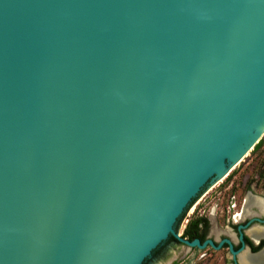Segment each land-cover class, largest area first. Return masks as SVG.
<instances>
[{
	"label": "water",
	"instance_id": "95a60500",
	"mask_svg": "<svg viewBox=\"0 0 264 264\" xmlns=\"http://www.w3.org/2000/svg\"><path fill=\"white\" fill-rule=\"evenodd\" d=\"M263 132L264 0H0V264L218 248L175 224Z\"/></svg>",
	"mask_w": 264,
	"mask_h": 264
},
{
	"label": "rangeland",
	"instance_id": "374dc122",
	"mask_svg": "<svg viewBox=\"0 0 264 264\" xmlns=\"http://www.w3.org/2000/svg\"><path fill=\"white\" fill-rule=\"evenodd\" d=\"M262 146L253 151L240 162L230 174L220 182L207 185L201 195L203 198L193 203L189 213L181 219L177 231L182 232L186 222L184 219L200 214L207 215L210 219V232L217 238L219 233L225 232L230 215L234 214L237 208L233 203L243 205L248 196V190L253 181H259L264 186V135ZM230 175V176H229ZM246 183V186H245ZM209 186V187H208ZM202 190V192H203ZM260 188L254 192L258 197L262 195ZM233 196H235L233 198ZM230 210V212H229ZM189 214V215H188ZM187 247L169 246L167 249L158 252L147 264H224V251H211L208 249L199 251H188ZM205 255L201 257L202 255ZM175 261L174 263H172Z\"/></svg>",
	"mask_w": 264,
	"mask_h": 264
},
{
	"label": "flooded vegetation",
	"instance_id": "af4514ba",
	"mask_svg": "<svg viewBox=\"0 0 264 264\" xmlns=\"http://www.w3.org/2000/svg\"><path fill=\"white\" fill-rule=\"evenodd\" d=\"M258 188L263 192L260 197L254 194ZM206 190L200 192L181 214L175 224L176 231L183 216L190 212L193 203H195ZM203 196L199 200H201ZM234 197L235 196H233V198ZM244 202L245 203L241 206L237 203H233V208H237V210L234 211V214L230 215L226 231L219 233L217 238L210 232V219L207 215L203 214L190 217V219H184L186 222L184 230L182 232L177 231L180 236L189 241L198 239L200 243H203L211 239L218 248H214L210 244H207L204 249H199L197 246H188L174 237L169 236L152 252V256L157 255L158 252L167 249L169 246H184L189 249L188 251L194 252L205 249L211 251L223 250L224 264H264V186L262 187L258 180L251 183L248 196ZM198 203L199 201H197L196 204ZM230 244L232 245L234 253L231 251ZM203 256L205 255L203 254L201 257ZM242 256H245L249 262H242ZM147 260L145 263H147ZM174 262L175 261L172 263Z\"/></svg>",
	"mask_w": 264,
	"mask_h": 264
},
{
	"label": "trees",
	"instance_id": "16d2710c",
	"mask_svg": "<svg viewBox=\"0 0 264 264\" xmlns=\"http://www.w3.org/2000/svg\"><path fill=\"white\" fill-rule=\"evenodd\" d=\"M262 144H263V139H260V141L255 145L253 151L259 149L262 146ZM185 233H186V230H185Z\"/></svg>",
	"mask_w": 264,
	"mask_h": 264
},
{
	"label": "bare ground",
	"instance_id": "6f19581e",
	"mask_svg": "<svg viewBox=\"0 0 264 264\" xmlns=\"http://www.w3.org/2000/svg\"><path fill=\"white\" fill-rule=\"evenodd\" d=\"M263 133H264V132H263ZM224 177H225V176H223L222 178H220L217 182H220L221 180H223ZM241 260H242V262H244V263H248V262H249V261L245 258V256H242Z\"/></svg>",
	"mask_w": 264,
	"mask_h": 264
}]
</instances>
